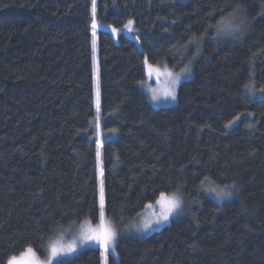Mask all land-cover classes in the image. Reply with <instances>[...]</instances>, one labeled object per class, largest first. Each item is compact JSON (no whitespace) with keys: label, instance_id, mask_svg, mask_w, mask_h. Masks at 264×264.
<instances>
[{"label":"trees","instance_id":"1","mask_svg":"<svg viewBox=\"0 0 264 264\" xmlns=\"http://www.w3.org/2000/svg\"><path fill=\"white\" fill-rule=\"evenodd\" d=\"M237 8L241 31L213 39ZM129 21L140 47L111 36ZM145 60L191 67L175 106L150 105ZM261 89L264 0H0V264L101 225V183L119 231L178 188L184 210L58 264H264ZM201 181L238 191L220 206Z\"/></svg>","mask_w":264,"mask_h":264},{"label":"rangeland","instance_id":"2","mask_svg":"<svg viewBox=\"0 0 264 264\" xmlns=\"http://www.w3.org/2000/svg\"><path fill=\"white\" fill-rule=\"evenodd\" d=\"M168 1H173V2H178L181 3L183 1L187 0H168ZM127 29L128 27L131 28V33L130 31L127 32L125 30L127 29H121V30H111V36H113L114 40L117 39L118 35L125 36L126 38H130L132 41L136 43L138 47L139 43L137 40L136 35H134V26L133 24L127 23ZM125 31V32H124ZM146 68V81L142 84V89L145 91L148 101L150 102V105L152 108H164V107H173L175 106L177 99L172 100L171 97H168L165 95L166 92L170 91L173 88L172 85V80L176 74L181 73V70H175L174 68L167 67L165 65L162 66H157V65H150L147 60H145L144 64ZM191 68V67H190ZM167 73H171V75H168ZM192 72L188 74H183L181 75L180 81L175 85V95H177L178 92V87L184 83L185 81L191 79ZM155 94L157 96V100L153 101L152 96ZM259 96L264 98V92H260ZM218 186L214 182H206L204 184L205 187H216ZM220 188H223L224 186H219ZM203 188L204 193L211 199L218 204V205H223L226 202H229L234 198L232 195L228 199H225L224 201H217L215 198L214 193L207 192ZM234 194V190H233ZM166 197H171V194L165 195ZM161 198L159 196L158 200ZM181 198V196H180ZM157 200V201H158ZM157 201L152 204L146 205L145 209L143 210L142 213H140L134 220L130 221L128 224H126V227L123 231H119L115 225L111 222H104L103 221V226L104 227H110L113 231L116 233V239L113 241V243L109 246L108 250L109 252H114L115 249V244L121 237H126V236H132L135 238H140V239H145L149 235L158 232V230L166 227L169 225L171 222L170 220L173 218H176L180 216V214L183 212V207H184V200L181 198L182 202V207L180 210H178L177 213H173L171 216H169L168 221H162L161 216L164 213L165 209L164 207L161 206V204H158ZM159 221V223H158ZM102 223V222H101ZM100 223V224H101ZM144 225H148L146 229H144ZM100 225L97 224H90L89 222H82L80 225H73L68 228L61 229L55 236L52 238L49 243L47 244V253L44 258H40L37 255L35 257H30L25 255L23 253L20 256H17L16 260L13 261V264H29V261L31 259H36L39 261V264H45V262L49 261L51 259V247L53 245H56L58 248H61L63 251L66 252V246L68 244L75 242L79 244V237L81 232L87 231L88 229H97ZM137 229H143V231H137ZM101 247L99 244L95 242H89L84 244L83 247H78L76 252L73 253H67L66 255H61L58 256L55 260H51V264H58L61 263V261L64 260H72L73 257H76L82 251L87 250V249H93V248H98ZM103 251L104 248L102 247ZM9 264V262H8Z\"/></svg>","mask_w":264,"mask_h":264},{"label":"snow or ice","instance_id":"3","mask_svg":"<svg viewBox=\"0 0 264 264\" xmlns=\"http://www.w3.org/2000/svg\"><path fill=\"white\" fill-rule=\"evenodd\" d=\"M240 9H234L229 15L224 16L222 14V18L217 22L216 25H209V27L215 28V36L216 37L222 36V35H232L235 32H240L241 28L240 25L237 23L238 15H239ZM129 24H131V21H129ZM203 39V36L200 37V40ZM200 40L193 37L188 41V45L196 44L197 45V51L199 52V43ZM188 45H184V49L186 50ZM191 62H189L190 64ZM191 68L189 65H185L183 69H181V73L176 74L172 80L173 88L166 92L165 95L168 97H171L172 100L176 99L175 95V85L180 81L181 75L190 73ZM168 75H171V73H167ZM248 91L253 92L254 89L251 88L250 85L246 86ZM262 92H264V89H261ZM152 100H157V96L153 94ZM99 155V150H98ZM207 180V178H205ZM201 185H204V181H201ZM205 191L214 193L215 198L217 201H224L225 199H228L233 195V190H237L235 183L225 185L223 188H220L219 186L216 187H205ZM180 189H177V192H173L171 194V197H166L164 194H161V198L157 201L158 204H161L162 207H164L165 211L161 216L162 221H168L169 216H171L173 213H177L178 210L182 207L181 198L179 195ZM105 202H104V189L103 184L101 183V189H100V200H99V212L101 216V225L97 229H88L87 231H83L80 234L79 237V244L73 241V243L68 244L66 246V252L63 251L61 248H58L56 245H53L50 249L51 251V259L45 264H51V260H55L58 256L66 255L67 253H73L76 252L78 247H83L84 244L89 242H95L99 244L101 247L105 249V251L108 250L109 246L115 241L116 239V233L113 231L110 227H104L103 226V217L105 213ZM159 223V221H158ZM148 225H144V229H146ZM137 231H143V229H137ZM25 255L30 257H35V252L31 247H29L26 250ZM16 260V257H12L9 260V264H13V261ZM29 264H39V261L36 259H31L29 261Z\"/></svg>","mask_w":264,"mask_h":264}]
</instances>
